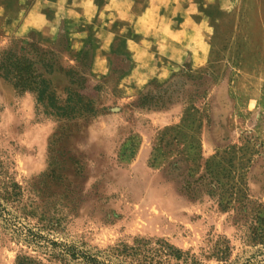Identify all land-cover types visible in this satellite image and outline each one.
Wrapping results in <instances>:
<instances>
[{"label":"rangeland","instance_id":"obj_1","mask_svg":"<svg viewBox=\"0 0 264 264\" xmlns=\"http://www.w3.org/2000/svg\"><path fill=\"white\" fill-rule=\"evenodd\" d=\"M34 1L0 0V51L15 38L30 37L56 50L63 67L87 72L93 44L71 41L63 23L52 32L30 27L24 17ZM191 2L205 51L195 61L187 52L168 66L164 78L134 81L130 71L121 77L128 62L121 39L113 41L108 74L93 75L105 81L98 107L106 110L55 146L70 159L58 170L67 188H49L50 213L63 218L52 237L93 251L135 237L165 238L196 251L210 235L231 237L230 212L205 193L192 196L183 190L206 167L242 179L249 195L264 202V0ZM43 13L48 20L56 18L49 7ZM193 34L198 43L200 36ZM63 37L70 50L59 44ZM184 64L210 75L203 87H185L182 97L195 95L191 103L178 100L155 111L137 107L141 92L171 79ZM55 81L61 93L65 79ZM54 131V122L38 115L33 95H17L0 78V195L7 209L31 226L38 224L30 214L38 201L32 185L49 169ZM1 224L0 264H16L21 255L48 263Z\"/></svg>","mask_w":264,"mask_h":264},{"label":"trees","instance_id":"obj_2","mask_svg":"<svg viewBox=\"0 0 264 264\" xmlns=\"http://www.w3.org/2000/svg\"><path fill=\"white\" fill-rule=\"evenodd\" d=\"M63 39L64 42L59 44L70 50V44L65 37ZM118 39H121V54L128 62L127 70L121 72L123 77L129 73L133 63L130 53L124 47L126 36H116L113 41ZM85 42L93 44L91 38ZM113 44L114 42L111 54L114 53ZM81 53L80 49L78 54ZM87 70L85 72L69 66L63 67L56 50L44 48L30 37L15 38L0 51V78L8 82L17 95H33L38 115L55 124L48 147L49 169L32 185L38 201L33 208L35 212L30 214L38 218V224L31 226L21 221L7 209L0 195L1 226L19 243L41 253L47 264H264V202L249 195L242 179L231 180L228 175L214 174L208 167L196 178L187 180L183 190L192 196L205 193L215 201L220 210L230 212L234 228L231 237L210 235L196 251L178 248L167 239L158 237H135L131 243L119 242L106 249L93 251L84 244L78 245L51 236V232L57 229L63 218L55 216L54 212L50 213L53 194L49 188L53 184L67 188L66 178L58 170L65 160L70 159L64 154H58L55 146L78 133L84 123H89L102 110H106L98 107V95L102 92L105 81L93 77L90 65ZM207 75V69L193 70L184 64L180 72L173 74L171 79L162 83L155 82L141 92L136 101L137 107L155 111L168 109L178 100L184 99L191 103L195 95L182 97L185 87L190 84L195 89L203 87L207 83ZM57 76L65 79L61 93L55 81ZM193 176L190 175L192 178ZM14 186L18 188L17 185ZM16 264L44 263L21 255Z\"/></svg>","mask_w":264,"mask_h":264},{"label":"crops","instance_id":"obj_3","mask_svg":"<svg viewBox=\"0 0 264 264\" xmlns=\"http://www.w3.org/2000/svg\"><path fill=\"white\" fill-rule=\"evenodd\" d=\"M48 7L54 21L43 13ZM197 15L191 0H35L24 22L50 32L63 23L70 40L80 45L91 38L90 71L96 77L108 74L113 39L125 35L124 47L133 63L129 76L141 81L164 78L168 66L187 52L199 60L205 45L192 18ZM194 32L201 38L198 43Z\"/></svg>","mask_w":264,"mask_h":264}]
</instances>
